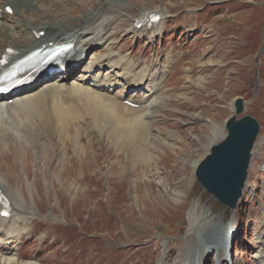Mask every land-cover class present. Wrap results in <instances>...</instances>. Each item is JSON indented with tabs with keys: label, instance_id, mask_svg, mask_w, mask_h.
<instances>
[{
	"label": "rangeland",
	"instance_id": "374dc122",
	"mask_svg": "<svg viewBox=\"0 0 264 264\" xmlns=\"http://www.w3.org/2000/svg\"><path fill=\"white\" fill-rule=\"evenodd\" d=\"M104 1H40L37 14L26 17L43 24L55 14L82 19ZM119 1L126 11L116 2L101 9L114 17L104 30L113 57H129L136 70L147 67L163 79L164 95L147 130L151 164L132 165L131 144L110 139L115 147L104 133L75 137L69 127L57 135L36 126L14 138L4 124L0 177L29 220L19 226V241H0V263L16 256L15 264H190L188 257L199 258L196 264H257L264 249V0ZM159 10L167 12L160 32L149 38L129 33L141 12ZM133 91L114 93L127 98ZM237 98L246 103L238 118L252 117L259 132L242 195L229 211L194 176L225 134ZM110 126L106 121L105 130ZM4 153L8 160L2 162ZM200 215L202 222L188 231L189 220ZM213 217L222 219L220 227L233 226L222 241L227 252L198 248L197 237L210 233L206 223Z\"/></svg>",
	"mask_w": 264,
	"mask_h": 264
},
{
	"label": "bare ground",
	"instance_id": "6f19581e",
	"mask_svg": "<svg viewBox=\"0 0 264 264\" xmlns=\"http://www.w3.org/2000/svg\"><path fill=\"white\" fill-rule=\"evenodd\" d=\"M40 1L48 3L50 0H0V20L13 21V26L0 24V61L3 56L10 55L7 52L12 53L10 56L15 61L50 43L72 44L77 60L71 59L73 67L70 69L65 67L57 77H48L40 87L21 93L14 97L10 104L0 99V128L8 123L10 131L6 133H11L14 138L25 137L22 129H36V126L45 130L53 128L57 135L63 128L67 130L68 127L74 131V134L77 132L78 137L83 134L87 137L88 131L104 133L115 147L118 146L112 142H116L121 147L128 144L127 142L131 144L132 165L150 166L152 155L148 148L150 133L147 130L154 122V106L164 95L163 79L147 67L136 70L137 67L129 57L123 58L120 54L117 58L113 57L112 40L105 37L104 30L108 28L106 25L114 23V17L108 18V14L103 13L101 9L113 2L123 7L124 4L119 0H105L102 4H98L90 14L91 17L86 14L82 19L88 18L82 22H80L82 19L77 17L63 18V14H55V17L48 16L49 19L43 24L32 22L26 17L27 14H37V2ZM7 7L11 9V14L6 12ZM121 10L126 11V8ZM158 14L162 19L154 28L137 29L132 21L129 33L135 36L145 34L149 38L160 32L167 12L159 10ZM98 48H101V53H95ZM103 68H107L104 75L101 74ZM164 73L166 72L161 71V75ZM124 87L134 90L129 97L123 98L122 95L114 93L116 89ZM130 104L136 107L132 108ZM106 121L111 123V126L107 127L108 131L104 127ZM153 138L157 140V137ZM77 140L78 138L75 142ZM125 156L127 157L126 151ZM1 158L2 162L8 160L5 153ZM115 162L114 160L113 163ZM11 165L15 170L14 165L12 163ZM0 190L10 201L9 217L0 216V234H2L0 241L6 239L7 244L11 245L19 241V237L22 236L20 224L29 219L24 215L25 208L20 198L13 196L1 177ZM207 215L211 214L207 213ZM202 218V215L196 220L191 218L188 231L194 229V224L201 223ZM237 219L240 220V217ZM221 220L213 217L206 223V226L210 227V233L206 236L199 233L198 248L202 253L209 252L211 248L227 252V247H223L222 241L228 240L233 226L228 224L220 227L218 224ZM9 259H3L2 263L15 264L18 260L16 256L15 258L11 256ZM198 260L188 257L190 264H196ZM25 262H27L25 264H34L30 260ZM158 264H161V261ZM257 264H264V249L258 255Z\"/></svg>",
	"mask_w": 264,
	"mask_h": 264
},
{
	"label": "water",
	"instance_id": "95a60500",
	"mask_svg": "<svg viewBox=\"0 0 264 264\" xmlns=\"http://www.w3.org/2000/svg\"><path fill=\"white\" fill-rule=\"evenodd\" d=\"M234 115L225 123L226 133L219 143L210 147L209 153L196 166L195 179L202 189L221 206L234 210L246 182L247 169L258 123L243 113L244 102H233Z\"/></svg>",
	"mask_w": 264,
	"mask_h": 264
}]
</instances>
